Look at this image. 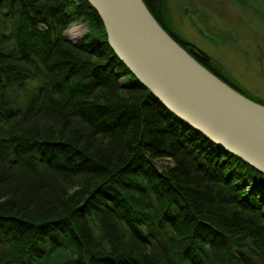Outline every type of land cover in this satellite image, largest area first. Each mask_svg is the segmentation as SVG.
<instances>
[{
  "label": "trees",
  "instance_id": "trees-1",
  "mask_svg": "<svg viewBox=\"0 0 264 264\" xmlns=\"http://www.w3.org/2000/svg\"><path fill=\"white\" fill-rule=\"evenodd\" d=\"M0 264H264V174L166 110L87 0H0Z\"/></svg>",
  "mask_w": 264,
  "mask_h": 264
},
{
  "label": "water",
  "instance_id": "water-1",
  "mask_svg": "<svg viewBox=\"0 0 264 264\" xmlns=\"http://www.w3.org/2000/svg\"><path fill=\"white\" fill-rule=\"evenodd\" d=\"M108 46L150 94L188 128L264 174V105L190 56L144 0H87Z\"/></svg>",
  "mask_w": 264,
  "mask_h": 264
},
{
  "label": "rangeland",
  "instance_id": "rangeland-1",
  "mask_svg": "<svg viewBox=\"0 0 264 264\" xmlns=\"http://www.w3.org/2000/svg\"><path fill=\"white\" fill-rule=\"evenodd\" d=\"M164 2L169 31L204 52L242 94L264 104V0ZM71 30L80 37L68 36ZM86 33V24L73 23L64 35L75 43Z\"/></svg>",
  "mask_w": 264,
  "mask_h": 264
},
{
  "label": "bare ground",
  "instance_id": "bare-ground-1",
  "mask_svg": "<svg viewBox=\"0 0 264 264\" xmlns=\"http://www.w3.org/2000/svg\"><path fill=\"white\" fill-rule=\"evenodd\" d=\"M82 29H80L81 31ZM67 35V33H66ZM81 34H77V32H72V30L68 33V36H70L71 38H76V37H80ZM68 40V39H67ZM69 41V40H68ZM70 42V41H69Z\"/></svg>",
  "mask_w": 264,
  "mask_h": 264
}]
</instances>
